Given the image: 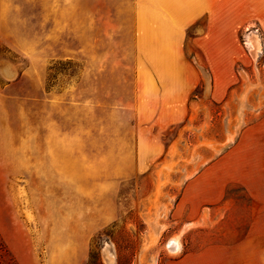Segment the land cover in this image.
Instances as JSON below:
<instances>
[{
  "label": "rangeland",
  "instance_id": "1",
  "mask_svg": "<svg viewBox=\"0 0 264 264\" xmlns=\"http://www.w3.org/2000/svg\"><path fill=\"white\" fill-rule=\"evenodd\" d=\"M227 2L0 0V264H264V0ZM147 57L185 97L132 107Z\"/></svg>",
  "mask_w": 264,
  "mask_h": 264
},
{
  "label": "crops",
  "instance_id": "2",
  "mask_svg": "<svg viewBox=\"0 0 264 264\" xmlns=\"http://www.w3.org/2000/svg\"><path fill=\"white\" fill-rule=\"evenodd\" d=\"M228 0H141V4L145 9L142 11L146 12V16H165L170 20V25H175L176 27L183 26V29L201 16H206L209 19L210 26L216 23L218 16V11L220 4L228 5ZM245 0H234V5L236 7H242ZM143 14V13H142ZM145 15V14H144ZM163 25H167L164 23ZM144 64H147V68L144 71L136 72L134 74V79L137 80V88L135 89V98L132 99V107L141 110L142 106L148 105L151 102L156 101V97L164 96L166 94L172 95L174 97L182 96L185 97V89L178 88H168L162 87L158 88L157 80L163 81L166 79H172L174 81H179L180 74L172 71L163 70L155 71L154 64L156 58L147 57ZM163 63V61H161ZM152 65V66H150ZM155 81L156 90L153 87ZM175 87L176 84H175ZM158 93V95H157ZM134 94V95H135ZM181 96V95H180Z\"/></svg>",
  "mask_w": 264,
  "mask_h": 264
},
{
  "label": "bare ground",
  "instance_id": "3",
  "mask_svg": "<svg viewBox=\"0 0 264 264\" xmlns=\"http://www.w3.org/2000/svg\"><path fill=\"white\" fill-rule=\"evenodd\" d=\"M251 48V52L255 55L259 50H260V42L259 39L253 35L250 38V41L248 43ZM168 249L171 253H175L178 250V241H177V237L174 238L173 240H170L168 243Z\"/></svg>",
  "mask_w": 264,
  "mask_h": 264
}]
</instances>
